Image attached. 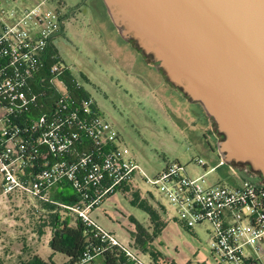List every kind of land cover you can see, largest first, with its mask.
Instances as JSON below:
<instances>
[{"label":"built area","instance_id":"built-area-1","mask_svg":"<svg viewBox=\"0 0 264 264\" xmlns=\"http://www.w3.org/2000/svg\"><path fill=\"white\" fill-rule=\"evenodd\" d=\"M13 1L0 0V195L52 204L79 221L91 241L71 264L96 256L100 264H146L88 216L137 174L186 228L207 224L208 248L218 262L264 264V185H254L217 154L208 169L196 157L190 164L167 162L147 175L52 53L63 14L46 0L23 6ZM189 165L203 172L191 174ZM217 166L230 171L228 183L205 179ZM64 185L72 189L65 194L69 203L52 197Z\"/></svg>","mask_w":264,"mask_h":264},{"label":"rangeland","instance_id":"rangeland-1","mask_svg":"<svg viewBox=\"0 0 264 264\" xmlns=\"http://www.w3.org/2000/svg\"><path fill=\"white\" fill-rule=\"evenodd\" d=\"M32 2L14 0L12 4ZM45 3L64 16L63 27L51 40L56 60L66 66L69 76L81 85L97 113L111 125L120 143L147 175L152 176L171 161L190 164V159L198 157L205 161L207 169L215 164L217 135L206 137L213 147L210 150L200 135L205 128L188 125L186 102L180 99L179 108L169 86L163 81L159 84L160 77L144 63L147 61L143 62L136 50L119 38L100 0ZM90 3L95 9L90 8ZM173 94L180 98L177 92ZM178 110L183 116L174 119L173 113L178 115ZM188 167L191 174L203 172L199 167ZM232 178L226 166H217L205 174L209 183H228ZM60 190L72 193L67 185ZM134 194L154 211L155 219L131 202ZM37 214L28 198L0 195V264H37L35 255L45 264H66L65 255L49 249L48 232L37 235ZM88 216L146 264H223L210 254L207 224L186 228L165 199L137 174L128 187H119L105 196ZM100 262L96 256L83 264Z\"/></svg>","mask_w":264,"mask_h":264},{"label":"water","instance_id":"water-1","mask_svg":"<svg viewBox=\"0 0 264 264\" xmlns=\"http://www.w3.org/2000/svg\"><path fill=\"white\" fill-rule=\"evenodd\" d=\"M119 38L197 104L215 152L264 185V0H100Z\"/></svg>","mask_w":264,"mask_h":264},{"label":"trees","instance_id":"trees-1","mask_svg":"<svg viewBox=\"0 0 264 264\" xmlns=\"http://www.w3.org/2000/svg\"><path fill=\"white\" fill-rule=\"evenodd\" d=\"M100 6L103 9L101 2ZM7 197L27 199L26 196L15 193L9 194ZM52 197L63 203L71 201L70 195L60 192H56ZM131 202L148 212L152 219H155L154 211L139 200L136 194L133 195ZM32 206L38 213L35 218L37 235L40 236L47 231L49 234L47 241L49 249L52 252L65 255L68 258L66 264H71L80 256L86 240L91 241L90 235L83 233L84 228L79 221L73 220L69 215H62L57 206L37 200L32 203ZM44 227L48 229H43ZM34 257L37 264H45L38 256L35 255ZM103 258L108 259V254L103 253Z\"/></svg>","mask_w":264,"mask_h":264},{"label":"flooded vegetation","instance_id":"flooded-vegetation-1","mask_svg":"<svg viewBox=\"0 0 264 264\" xmlns=\"http://www.w3.org/2000/svg\"><path fill=\"white\" fill-rule=\"evenodd\" d=\"M92 0H89V2H91ZM89 6H90V8H93V9H95V7H93V5H92V3H90L89 4ZM140 56V55H139ZM141 57V56H140ZM141 60L144 62V58H142L141 57ZM146 61V60H145ZM145 64H147L148 65V67H150L160 78H158V83L159 82H162L163 81V79H162V77L154 70V68L151 66V64H149L148 62H144ZM152 76V75H151ZM152 77H156V76H152ZM165 82L163 81V84H164ZM160 84V83H159ZM165 85H167L166 83H165ZM169 86V85H168ZM169 88H170V95L171 96H173V98H174V100L175 101H178V104L180 103V99H182L183 101H185L186 102V106H185V109H184V111L187 113V115H188V117L190 118V120H189V123H188V125L190 124V125H198L199 127H203V128H205L204 129V132L202 131V132H200V135H201V138H202V142H203V144L204 145H206L210 150L212 149L213 150V147H212V145L210 144V142H209V140L206 138V137H208L209 135H210V137H214L215 138V135H217V138H219V136H218V134L214 131V130H212V128H211V125H210V123H209V121L207 120V118L204 116V114H203V112H202V110L200 109V107H198V108H196L195 106H194V104L193 103H190V102H188V101H186L182 96H181V94L177 91V90H175L174 88H172L171 86H169ZM165 90V89H164ZM173 91H175V93L177 92V94L178 95H180V98H178V97H176V95L175 94H173ZM182 97V98H181ZM182 103V102H181ZM179 108H180V104H179ZM181 112V111H180ZM179 112V110H178V115L177 114H175V113H177V110H175V113H173V115H175V117H174V119L175 118H179L180 116H183V114H181ZM172 113L170 112V114L172 115ZM178 122H180L179 120H177ZM189 125V126H190ZM191 127V126H190ZM192 130H195V128L194 129H192ZM241 175V174H240ZM243 176V175H242Z\"/></svg>","mask_w":264,"mask_h":264},{"label":"crops","instance_id":"crops-1","mask_svg":"<svg viewBox=\"0 0 264 264\" xmlns=\"http://www.w3.org/2000/svg\"><path fill=\"white\" fill-rule=\"evenodd\" d=\"M48 238H49V236H48Z\"/></svg>","mask_w":264,"mask_h":264}]
</instances>
